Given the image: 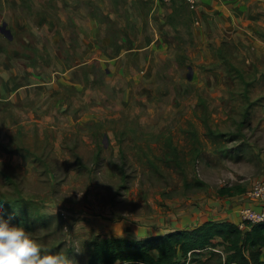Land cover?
<instances>
[{
  "label": "rangeland",
  "instance_id": "rangeland-1",
  "mask_svg": "<svg viewBox=\"0 0 264 264\" xmlns=\"http://www.w3.org/2000/svg\"><path fill=\"white\" fill-rule=\"evenodd\" d=\"M221 1H159L148 18L122 3L123 39L119 0H0L2 210L54 217L57 229L33 235L78 254L94 235L241 223L246 192L264 181V0ZM88 17L124 44L77 41L71 23L84 31ZM234 186L245 193L219 194ZM214 243L191 263L235 264Z\"/></svg>",
  "mask_w": 264,
  "mask_h": 264
},
{
  "label": "trees",
  "instance_id": "trees-1",
  "mask_svg": "<svg viewBox=\"0 0 264 264\" xmlns=\"http://www.w3.org/2000/svg\"><path fill=\"white\" fill-rule=\"evenodd\" d=\"M187 181L188 187L202 188L200 181ZM245 188L234 186L221 188V196H235L245 193ZM5 196L0 195V200ZM6 202L0 201V214L13 223H23L32 232L37 229L59 227L53 223L54 217L35 215L29 206L14 205L13 213H6L2 207ZM249 227V228H247ZM221 239L229 251L227 262L235 264H264L261 256L264 251V224H247L241 229L239 224L229 221H205L191 229H175L165 234L151 235L144 239H127L120 237H103L94 235L85 244L83 252L78 254L71 249H61V245L50 247L64 251L72 264H192L190 255H197L215 245ZM156 251L157 257L151 253ZM192 262V263H191Z\"/></svg>",
  "mask_w": 264,
  "mask_h": 264
},
{
  "label": "clouds",
  "instance_id": "clouds-1",
  "mask_svg": "<svg viewBox=\"0 0 264 264\" xmlns=\"http://www.w3.org/2000/svg\"><path fill=\"white\" fill-rule=\"evenodd\" d=\"M0 264H72V260L62 250L46 248L22 222L13 223L0 214Z\"/></svg>",
  "mask_w": 264,
  "mask_h": 264
},
{
  "label": "crops",
  "instance_id": "crops-1",
  "mask_svg": "<svg viewBox=\"0 0 264 264\" xmlns=\"http://www.w3.org/2000/svg\"><path fill=\"white\" fill-rule=\"evenodd\" d=\"M83 1V5H85V7H87L88 8V1L89 0H85L86 2H84V0H82ZM120 2H121V5H120V9H119V14H117V16H121V17H124V23L123 24H119L118 26H117V29H122L121 30V33H122V35L123 34H125V32H126V30L124 29V27L126 26V20L125 19H128L127 18V16H126V12H125V10H124V8H123V6H122V3L123 4H127V7L130 9V11H131V8L132 7H136L137 5L140 7L139 8V10L141 11V12H144V14H145V18H148V16L151 14L150 13V11L152 10H155L156 8H158V7H160V2H162V3H164V4H168V3H165V2H163L162 0H119ZM160 1V2H159ZM221 0H200V5L205 9V11H207V10H210V9H212V8H214V7H218V6H223V5H220L221 4V2H220ZM116 2H117V0H116ZM115 2V3H116ZM82 3V2H81ZM173 3H182V2H173ZM223 3V2H222ZM118 4V3H117ZM137 4V5H136ZM170 4H172V3H170ZM182 4H184V3H182ZM115 5V4H114ZM186 5V4H185ZM199 5V6H200ZM145 7H147V9L145 8ZM82 8V7H81ZM161 8V7H160ZM133 11V10H132ZM131 11V12H132ZM86 13V12H85ZM149 14V15H146V14ZM165 17V16H164ZM111 18L114 20V19H116V15H112L111 16ZM130 18L132 19L133 18V16L132 15H130ZM165 19H166V17H165ZM77 23L75 24V23H71V25L72 26H76L77 27V32L79 33L78 35H79V39H77V41L78 40H84L85 39V36L86 37H90V39H92V38H95L99 33H101V35L103 36V37H105V40H104V42H106V43H111V44H113L112 42L114 41L115 43H117L116 42V40L114 39H109V34L108 33H106L107 31H101V27H100V22L97 20V19H94V18H92V17H88L87 19L85 18V19H83V21H82V24H83V26L84 27H86V29H84V31H83V28H82V25H81V20H80V22H78L77 20H75ZM166 21H167V19H166ZM112 23L113 24H115V21H112ZM5 24V23H4ZM132 24V23H131ZM143 24H144V22H143ZM133 25V24H132ZM148 25H150V24H148ZM143 26H146V25H143ZM85 34V35H84ZM123 37V39H126V38H129L128 36H122ZM125 41V40H124ZM124 43L122 42V41H119V43H117V44H115V46H118V45H123ZM133 46V44L132 43H129V48H131ZM148 50H150V51H153V52H155L156 51V49H155V47L154 46H150V47H148L147 48ZM88 49H87V47H86V44H85V46L83 45V47H80L79 46V48L77 49V51H76V56L77 57H79V55L80 54H83L84 52H86ZM130 49H128V51H129ZM135 49H132V50H130V51H134ZM138 50V49H137ZM117 56H115V58L117 57V58H120L121 57V55H122V53H123V50H121V48L120 47H118V49H117ZM252 204V202L251 201H247V202H245V205L246 206H248L249 204ZM243 208V207H242ZM239 212H240V210H239ZM238 212V213H239ZM239 217L240 216H238V219H239ZM205 221H200L199 222V224L197 225V226H199V225H201L202 223H204ZM231 222H233V221H231ZM233 223H236V224H239L240 223V221H238V222H233ZM196 226V227H197ZM247 228H249V227H247ZM174 229H187V228H174ZM170 231H173V229L172 230H169L168 232H170ZM167 232V233H168ZM152 234H150V235H148L147 237H150ZM216 240H220V239H216ZM222 241V240H221ZM263 251H264V249H263ZM262 256H264V253H263V255ZM261 261H264V259L263 258H261Z\"/></svg>",
  "mask_w": 264,
  "mask_h": 264
},
{
  "label": "built area",
  "instance_id": "built-area-1",
  "mask_svg": "<svg viewBox=\"0 0 264 264\" xmlns=\"http://www.w3.org/2000/svg\"><path fill=\"white\" fill-rule=\"evenodd\" d=\"M165 3L182 2L191 10L198 9L200 0H162ZM246 197L252 202L251 205L240 209L239 215L241 229H245L247 224H264V181H258L254 187L246 192ZM200 252V251H198ZM190 255V254H189Z\"/></svg>",
  "mask_w": 264,
  "mask_h": 264
},
{
  "label": "water",
  "instance_id": "water-1",
  "mask_svg": "<svg viewBox=\"0 0 264 264\" xmlns=\"http://www.w3.org/2000/svg\"><path fill=\"white\" fill-rule=\"evenodd\" d=\"M1 32H9V31H6V24H3V26L0 28Z\"/></svg>",
  "mask_w": 264,
  "mask_h": 264
}]
</instances>
